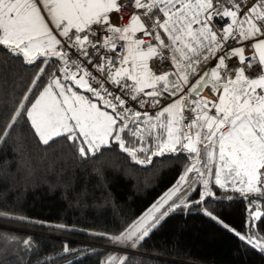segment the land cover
Masks as SVG:
<instances>
[{
  "label": "snow or ice",
  "instance_id": "6c2138e0",
  "mask_svg": "<svg viewBox=\"0 0 264 264\" xmlns=\"http://www.w3.org/2000/svg\"><path fill=\"white\" fill-rule=\"evenodd\" d=\"M38 2L59 35L67 38L63 44L45 22ZM124 7L141 11L132 12L123 27L111 24L109 14ZM137 33L150 37V41L137 38ZM90 35L96 39L90 40ZM244 41H252L249 47L254 51L247 63L244 48L230 43ZM0 45L22 55L28 64L39 57H45V65L49 57L63 62L59 69L63 82L52 78L26 110L42 143L63 136L80 143L81 156L95 155L101 147L116 143L138 164L151 163L152 156L165 153L188 154V163L173 188L123 233L111 237L113 241L130 240L134 246L169 212L181 204L188 207L186 198L181 204L173 200L185 184L203 185L194 203H206V198L214 196L212 184L225 192L240 193L248 201L249 220L261 221L264 217L261 211H252L254 206L259 209L257 199L264 201V0L250 5L245 0H0ZM97 45L109 52H116L119 46V67H114L116 58L95 64L92 57L99 51ZM69 46L76 49V58L58 50ZM89 47L95 51L90 53ZM79 56L106 78L94 76L82 66ZM233 57L238 58L236 64L231 63ZM153 58H159L160 74L149 67L148 61ZM201 58L205 64L213 58L218 63L201 73ZM166 60L174 71L165 70ZM39 79L38 75L34 86ZM193 79L195 82L190 84ZM69 82L75 89L90 93L103 108L74 90ZM105 83L116 85L132 100L141 94L151 98L148 106L158 110L149 115L147 111L125 108V99L105 88ZM186 87L185 95L159 108L164 93L177 96ZM204 88H211L214 100L201 96ZM140 107H146V102L140 101ZM20 115V111L15 113L13 123ZM185 121L188 133L183 131ZM126 136L131 140L126 142ZM149 140L153 142L151 147ZM133 142L138 146L130 147ZM141 152L150 154L140 159L137 154ZM190 173L195 174L191 181ZM204 211L217 219L207 209ZM224 227L229 228L226 224ZM237 235L264 252V236L257 233L254 235L258 239H254ZM115 260L110 258L106 264H115Z\"/></svg>",
  "mask_w": 264,
  "mask_h": 264
},
{
  "label": "trees",
  "instance_id": "16d2710c",
  "mask_svg": "<svg viewBox=\"0 0 264 264\" xmlns=\"http://www.w3.org/2000/svg\"><path fill=\"white\" fill-rule=\"evenodd\" d=\"M44 59L28 64L0 45V264H106L113 257L115 264H264V252L237 235L264 236V217L253 226L248 201L212 184L206 203L178 208L133 248L131 241H113L173 188L188 154L155 156L142 165L116 143L87 156L63 136L42 143L26 110L54 76L63 78L61 61L49 57L45 65ZM204 64L201 58L199 68ZM199 188L187 199L198 198ZM256 203L264 213V201ZM81 243L125 246L140 255Z\"/></svg>",
  "mask_w": 264,
  "mask_h": 264
},
{
  "label": "built area",
  "instance_id": "2783aa9c",
  "mask_svg": "<svg viewBox=\"0 0 264 264\" xmlns=\"http://www.w3.org/2000/svg\"><path fill=\"white\" fill-rule=\"evenodd\" d=\"M253 2L259 3L260 0H245V3L249 4V5L252 4ZM129 3H131L130 0H129ZM134 11H141V10H136V9H134L132 7H124L118 13L117 12H112V13L109 14L110 23L113 24V25H118V26L123 27V26L128 24L129 17L132 14V12H134ZM121 17H122V19H121ZM230 22H231L230 19H227V23H230ZM225 26H226V24H225ZM96 27L97 26L93 25V28H96ZM245 27H246V25H245ZM74 31L75 30H73V32ZM81 35H83V33ZM97 35H100V34L97 33ZM57 38L61 40L62 44L67 40L66 37H63V36H60V35H58ZM137 38L144 39L146 42L150 41V39H151L150 37L144 36L143 33H137ZM162 38L167 40L166 36H162ZM89 39L90 40H95L96 38L92 37L90 35ZM121 43H123V42H121ZM153 43H155V42L153 41ZM230 43H232L233 47H243L244 48L245 63H247L251 59V57L254 55V51L249 47V45L252 43V41H244L243 44H236L235 42H230ZM97 48H99V51L96 52V54L92 57V60H93V62L95 64L107 63L108 60L116 58V59H114V67H119V59L117 57V54L122 51V49L119 46H117L116 52H109V51H107V49H104V48L100 47V45H97ZM60 49L67 51L69 56H72V57L76 58V49L75 48L69 46V48H67V49H63V48H60ZM88 51L90 53H92L95 50L92 49L91 47H89ZM222 51L223 50H221V52H218L217 56L221 55ZM166 54H168V53H166ZM79 60L82 62V66H86L87 69L89 71H91L93 73V75L96 76L98 79L106 78V74H105V77H102L101 73H99L96 70V68L92 67L91 64H88V61H87V59L85 57L79 56ZM237 62H238V58L233 57L231 59V63L232 64H236ZM148 63H149V67L152 69L153 72H155L156 74H160L161 69L158 68V66H157L158 63H159V58L150 59L148 61ZM217 63H218V61L215 58H213L210 62H208L207 64H204V65H202L200 67L201 73L203 72V70L205 68L215 67ZM257 63H258V57H257ZM164 64L168 66L165 70L171 69V70L174 71V69L171 68L170 61L166 60V61H164ZM62 67H63V62H61L58 65V70L60 68H62ZM71 70L75 71L76 69L72 68ZM245 74L248 75L249 73L246 72ZM199 75H200V73H198V75L196 77L197 79H198ZM194 82H195V80L193 79V80L190 81V84H192ZM72 86L75 89V86L74 85H72ZM104 87L107 88L109 91L115 93L116 95H120L122 98H124L125 101H126L125 108H131L134 111H140V112L147 111L149 113V115H153L158 110V109H154V108L148 106V105L151 104V98L146 97L143 94H141L137 98V100H132L130 95H125L123 92L118 91L117 90V86L112 84V83H105ZM75 90H78L80 92H83L84 94H87V95L91 96L90 93L84 92V90H82V89H75ZM145 91L146 92L147 91H151V89H146ZM187 92H188V88L186 87L185 91L180 93L179 95L180 96L185 95ZM204 94L207 95L206 98L209 99V100H214L215 99V96L213 95L211 88H204V90L201 91V96H203ZM93 98L96 99L95 97H93ZM175 98H176V96L169 97L168 93H164L163 97L160 98L159 108H163L164 106H167V104L175 101ZM140 101H145L146 102V107L141 108L140 107ZM120 110L123 111V109H120ZM189 118H191V117H189ZM183 131L186 132V133L189 132V125H188L187 121H185L184 124H183Z\"/></svg>",
  "mask_w": 264,
  "mask_h": 264
},
{
  "label": "rangeland",
  "instance_id": "374dc122",
  "mask_svg": "<svg viewBox=\"0 0 264 264\" xmlns=\"http://www.w3.org/2000/svg\"><path fill=\"white\" fill-rule=\"evenodd\" d=\"M37 6L38 7H40L41 8V15L43 16V13H45L46 14V16H47V19H45V21H47V23H48V25H49V28L50 29H52L53 30V34L54 35H56L55 34V31H57L56 29H55V25H54V23L51 21V18H50V16H48V14H47V12L46 11H44L43 10V6H42V4H40L39 2H38V4H37ZM51 25H50V24ZM258 57V56H257ZM53 78H57V79H61L62 80V82H63V78H61L60 76H58V75H56V76H54ZM130 81H128V83H129ZM69 85H70V82H69ZM47 86V85H46ZM45 86V87H46ZM70 86H72V85H70ZM73 87V86H72ZM78 91V90H77ZM82 93V92H81ZM179 96L180 95H178L176 98H175V100L176 99H178L179 98ZM88 97V96H87ZM203 97H205V95L203 96ZM89 98V97H88ZM110 112V111H109ZM31 123V122H30ZM57 138V137H56ZM153 143V142H152ZM78 144V146H80V144H79V142L77 143ZM152 145V144H151ZM150 145V146H151ZM155 149H154V147H153V149H152V151H154ZM148 154H150V153H148ZM148 154H146V153H138L137 155H138V157L140 158V159H146V155H148ZM165 154H169V153H165ZM164 155V154H163ZM156 156H161V155H156ZM153 157H155V156H152V159H153ZM151 159V160H152ZM149 163H144V164H142V165H148ZM195 174L194 173H190L189 174V178H190V181H191V179H192V177L194 176ZM199 185L200 186V188H199V197L198 198H196V197H192V198H190V199H187V197L189 196V195H191L195 190H196V185ZM195 186H194V184L192 185V187H189L188 186V184H185V186H184V188H183V190L180 192V193H178V195L176 196V197H173V200H175V203L176 204H181V199H185L186 198V202L188 203V207H192L193 205L195 206L197 203H194L195 201H197V200H199V198H200V195H201V193L203 192V185L202 184H199V183H197ZM211 185V184H210ZM195 189V190H194ZM172 203V201H169V204H171ZM168 207V205H165V209ZM180 207H184L182 204H181V206ZM180 207H177V208H175V210H177L178 208H180ZM188 207H184V208H188ZM192 209H195V208H192ZM174 210V211H175ZM256 210H259V211H261L260 209H255V210H253V211H256ZM161 211H164V209H161ZM174 211H171V212H169V214L170 213H172V212H174ZM204 214H205V212H203ZM168 214V215H169ZM157 216H159L160 214L159 213H157L156 214ZM167 215V216H168ZM167 216H165V217H167ZM207 216H209V215H207ZM165 217H163L162 219H160V221H159V223H161V221L165 218ZM257 221L256 220H251V223H252V225L253 226H255V223H256ZM158 223V224H159ZM158 224H156V226L158 225ZM151 229H153V228H151ZM150 232V231H149ZM35 234V233H34ZM35 235H37V234H35ZM130 240H126V242H129ZM141 241V240H140ZM139 241V242H140ZM138 242V243H139ZM131 248H133L134 246H136L138 243H135V245L133 246V241H131ZM82 244V243H81ZM82 245H86L87 247H89V248H98V249H104V250H108V251H110V252H115V253H121V255H126V254H136V255H140V254H138V253H136V252H131V251H126L124 248H122V247H125V246H122L121 248H119V247H110V246H102V245H97V244H92V243H83Z\"/></svg>",
  "mask_w": 264,
  "mask_h": 264
},
{
  "label": "crops",
  "instance_id": "0c3cea01",
  "mask_svg": "<svg viewBox=\"0 0 264 264\" xmlns=\"http://www.w3.org/2000/svg\"><path fill=\"white\" fill-rule=\"evenodd\" d=\"M43 16L45 17V19H47V16H46V14L45 13H43ZM46 23H47V21H45ZM48 24V23H47ZM50 24V23H49ZM51 25V24H50ZM55 34H56V36H58L59 35V30H57V31H55ZM59 50V49H58ZM131 82V81H130ZM75 90V89H74ZM80 92V91H79ZM80 94H83V95H85L86 97L88 96L90 99H92L93 100V102H96V103H98L99 104V101H97L96 99H94L93 97H91V96H89V95H87V94H84L83 92L81 93L80 92ZM205 95V97L204 98H206L207 97V95L206 94H204ZM203 95V96H204ZM99 106L101 107V108H103V105L102 104H99ZM108 110V109H107ZM122 135H125V134H122ZM82 139V138H81ZM131 140V137H127L126 136V141L128 142V141H130ZM80 144V143H79ZM131 144H133V143H131ZM135 144V143H134ZM152 144V141L151 140H149V146ZM136 145V144H135ZM81 146V145H80ZM79 146V147H80ZM85 147H87L86 145H84ZM138 146V145H137ZM102 148V147H101ZM153 149V148H152ZM151 149V150H152ZM97 153V152H96ZM202 154H203V152H202ZM89 155H92L91 153H89Z\"/></svg>",
  "mask_w": 264,
  "mask_h": 264
},
{
  "label": "water",
  "instance_id": "95a60500",
  "mask_svg": "<svg viewBox=\"0 0 264 264\" xmlns=\"http://www.w3.org/2000/svg\"><path fill=\"white\" fill-rule=\"evenodd\" d=\"M204 90V89H203Z\"/></svg>",
  "mask_w": 264,
  "mask_h": 264
}]
</instances>
